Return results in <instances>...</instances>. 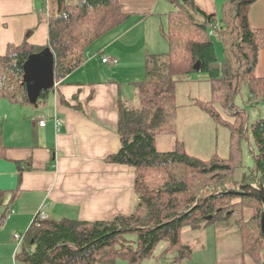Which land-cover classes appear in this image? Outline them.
I'll list each match as a JSON object with an SVG mask.
<instances>
[{"label":"trees","instance_id":"obj_1","mask_svg":"<svg viewBox=\"0 0 264 264\" xmlns=\"http://www.w3.org/2000/svg\"><path fill=\"white\" fill-rule=\"evenodd\" d=\"M40 1L48 16V42L34 44L29 33L22 42L7 45L0 54V102H29L24 64L30 55L51 48L55 80L65 81L85 62L92 44L126 17L120 0H78L66 6L65 0ZM172 1L176 8L169 13L167 29H162L169 50L147 54L145 78L135 83L138 105L119 101L118 134L122 145L108 156L110 162L136 168L138 202L134 211L96 221L40 219L38 212L24 234L21 250L16 252L18 264H115L120 255L138 264L153 255L162 239L170 242L166 252L179 251L175 256L179 259L194 252L190 243L183 241L186 228L198 230L204 223L215 224L220 231L228 224H237L244 237L245 257L264 264V203L256 196L232 191L244 184L264 185V116L251 122L249 110L236 101L245 86L250 92L249 103L264 102V77L255 75L263 39L248 20V8L255 0H228L220 21L216 13ZM215 23L223 44L221 56L211 36ZM195 73L208 78L212 93L210 99L197 97L193 104L229 128L230 158L216 154L203 160L188 154L180 141L172 149L158 147V136L174 131L168 123L177 116V84ZM54 87L42 91L38 101ZM246 145L254 163L239 178L236 168ZM6 150L0 122V157H5ZM158 174L166 176L159 177L152 186L149 177ZM5 195L0 191V205ZM17 195L14 193L1 213L0 224L12 212ZM250 206H255V212L244 220L243 209ZM238 211L240 218H232ZM128 235L133 239L129 240Z\"/></svg>","mask_w":264,"mask_h":264},{"label":"crops","instance_id":"obj_2","mask_svg":"<svg viewBox=\"0 0 264 264\" xmlns=\"http://www.w3.org/2000/svg\"><path fill=\"white\" fill-rule=\"evenodd\" d=\"M179 1L216 13L219 20L228 0ZM41 3L1 1L0 54L10 42L20 43L29 33L32 43L46 45L48 16ZM120 3L126 17L92 44L85 62L65 81H56L54 89L38 105L29 101L9 107L3 124L7 150L5 157H0V191L6 195L0 207L6 209L14 193L18 194L6 218V225H11L9 219L16 222L14 230L27 231L40 211L48 218L89 221L110 220L134 211L138 202L136 168L108 161V156L122 145L118 103L130 104L129 96L135 92L137 96L136 87L122 84L133 85L145 78L147 54L164 53L140 47H149V43L156 46L162 29L168 26L169 13L176 6L172 0ZM248 20L263 39L255 68V75L262 78L264 0H255L249 6ZM216 37L221 56L223 44L219 34ZM95 43L96 48L92 49ZM103 58L115 59L116 63L104 62ZM39 119H46V125H40ZM210 226H214L215 233L205 245L206 251H197L194 264L209 260L211 264H257L245 257L244 237L237 224H228L221 231L215 224ZM203 229L196 231L205 235Z\"/></svg>","mask_w":264,"mask_h":264},{"label":"rangeland","instance_id":"obj_3","mask_svg":"<svg viewBox=\"0 0 264 264\" xmlns=\"http://www.w3.org/2000/svg\"><path fill=\"white\" fill-rule=\"evenodd\" d=\"M67 3L73 4L78 2V0H66ZM38 3V1H37ZM66 6V3H65ZM168 20V19H167ZM166 20V21H167ZM165 21V22H166ZM166 25V24H165ZM164 25V26H165ZM168 26L164 27L167 29ZM214 42L217 43L218 39L216 36L212 37ZM159 42L153 47V43L148 46H142L140 48H148V51H168L169 45L165 40L162 34L159 35ZM147 43V41H146ZM97 43H95L92 49L96 48ZM164 49V50H163ZM145 77V72L143 78ZM134 81L133 85L124 83V86H133L135 87ZM177 104L179 105L177 116L168 123L169 127L174 128L173 132L163 133L158 136V147L161 150H168L174 148L177 144V141H180L188 154H191L195 157L201 158L203 160H208L214 155H219L222 158H230L231 156V135L228 127L218 124L213 120L211 116L202 109L200 106H197L194 103L197 97L208 100L211 97L212 85L208 78L200 73H195L189 76L186 80H182L177 84ZM131 90L133 88L131 87ZM134 92V91H133ZM250 97V92L248 87H243L241 92L237 95V103L249 110L250 117L249 120H253L257 117L264 116V102L252 105L247 100ZM130 106H135L138 104V98L136 92L131 95ZM12 106V103L6 99H2L0 102V122L4 124L6 120L7 113L9 114V107ZM6 127L8 126L5 123ZM250 143L254 145V138L251 137ZM253 155L249 150V145H246L245 153L240 161L239 167L236 168V176L239 178L246 172H249L250 167L253 166ZM230 174V173H229ZM156 176V177H154ZM149 177L152 181V186L157 182L158 178L161 176H166V174H158ZM238 188V186L236 185ZM4 208L0 207V214L4 212ZM244 214V220L249 219L255 212V206L246 207ZM239 217L238 213H233L234 219ZM237 218V219H238ZM7 219L4 221L3 225L0 227V264H18V261L15 259V254L18 250H21L23 246V240L18 241L14 238V234L18 233L24 235L25 230L20 231L19 228H15V223H12L10 219L8 220L11 225H6ZM242 222V221H241ZM204 223V222H203ZM202 223V224H203ZM201 225L200 228H204V234L198 233L195 229L190 230L186 228V232L183 235V241H188L192 246L193 252L191 255L188 254L183 258H175L179 251L165 252L166 248L170 245V242L162 239L159 241L154 248L152 256L142 259L138 264H194V256L197 251L202 250L206 244L209 245L210 239L215 233L214 226L207 224L205 227ZM250 231V230H249ZM251 232V231H250ZM128 239H133L132 235H128ZM204 251L206 249L204 248ZM214 258L213 256H210ZM17 261V262H16ZM128 257L120 255L116 259V264H130ZM206 264H211L210 260Z\"/></svg>","mask_w":264,"mask_h":264},{"label":"water","instance_id":"obj_4","mask_svg":"<svg viewBox=\"0 0 264 264\" xmlns=\"http://www.w3.org/2000/svg\"><path fill=\"white\" fill-rule=\"evenodd\" d=\"M55 56L51 48L47 47L40 52L29 56L24 64V81L27 85L29 101L38 105V100L42 91L52 88L56 85L55 73ZM196 68H200V62L196 63ZM240 190L233 192L246 193L260 198L264 203V185L244 184ZM211 217V216H210ZM262 229L264 232V210L262 213Z\"/></svg>","mask_w":264,"mask_h":264},{"label":"built area","instance_id":"obj_5","mask_svg":"<svg viewBox=\"0 0 264 264\" xmlns=\"http://www.w3.org/2000/svg\"><path fill=\"white\" fill-rule=\"evenodd\" d=\"M218 27H219L218 23L213 24V29L211 30V36H215V34H216L215 29H217ZM103 60H104V62H109V63H111V64L116 63V60H115V59L103 58ZM39 123H40V125L45 126V125H46V119H39ZM38 215H39V218H41V219H46V218H48V216L46 215V213H45L44 211H40V212L38 213ZM14 237H15L18 241L24 240V235H21V234H18V233H16V234L14 235Z\"/></svg>","mask_w":264,"mask_h":264}]
</instances>
